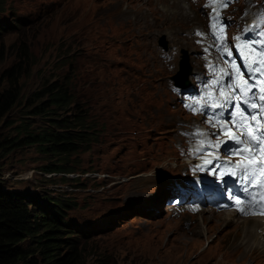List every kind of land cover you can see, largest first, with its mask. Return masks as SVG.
<instances>
[{"label": "rangeland", "instance_id": "374dc122", "mask_svg": "<svg viewBox=\"0 0 264 264\" xmlns=\"http://www.w3.org/2000/svg\"><path fill=\"white\" fill-rule=\"evenodd\" d=\"M184 1L0 0V92L14 75L23 98L0 136L14 135L27 98L55 82L74 94L69 115H83L94 133L89 150L62 162L64 174L47 172L59 157L35 147L3 163L11 189L70 202L66 221L86 232L77 231L81 264H264L262 245L236 246L242 219L210 210L199 242L185 234L200 215H175L169 203L188 178L179 131L199 122L181 108L174 78L184 64L202 70L191 35L207 24L201 6Z\"/></svg>", "mask_w": 264, "mask_h": 264}, {"label": "trees", "instance_id": "16d2710c", "mask_svg": "<svg viewBox=\"0 0 264 264\" xmlns=\"http://www.w3.org/2000/svg\"><path fill=\"white\" fill-rule=\"evenodd\" d=\"M5 27L0 23V34ZM4 54L0 40V61ZM18 82L12 75L9 89L0 92V126L22 104ZM74 102L66 83L47 84L27 98L15 134L0 136V264H81L77 231L83 230L66 221L70 202L54 195L15 191L7 186L3 173L9 153L32 147L45 156L59 157L57 163L44 167L47 172L67 173L62 162L89 150L94 134L83 115H69Z\"/></svg>", "mask_w": 264, "mask_h": 264}, {"label": "snow or ice", "instance_id": "6c2138e0", "mask_svg": "<svg viewBox=\"0 0 264 264\" xmlns=\"http://www.w3.org/2000/svg\"><path fill=\"white\" fill-rule=\"evenodd\" d=\"M232 2L233 0H208L206 5L213 9L209 31L215 43L220 45L217 51L222 56H231L232 53L230 50L224 51L227 45L221 43L222 38L226 39L224 34L226 25L222 22L220 12ZM244 32L248 34L255 32L260 39L248 40L239 36L234 38L241 42L236 47L241 53L244 69L247 71L243 85L237 81L245 75V72L240 70L239 64L232 63L226 81L219 79L211 81L205 85L207 91L204 96L195 99L196 106L185 104V108L193 114H206L205 122L211 127L216 128L219 125V129L211 134L201 129H196L193 133L196 137H215V140L209 138L198 141L193 151L202 163L196 165V169L213 173H216L217 169H220L221 173L225 169H231L229 175L236 182L242 195L239 197L233 195L232 189L229 188V198L235 203L241 201L244 203L238 211L245 216L264 215V179H261L264 177V160L259 164L253 163L257 155L264 150V13H260L257 21L245 28ZM196 35L203 37L205 34L198 31ZM205 51L207 52L208 49ZM213 88L217 90L215 93L212 92ZM202 100L207 101V104L201 105ZM217 108L220 111H216ZM225 112H228L230 119H224ZM237 112L241 114L239 118L236 116ZM233 130L230 138L232 145L225 148L228 159L220 160L218 149L221 143L218 141L226 132ZM245 148L249 151H245ZM201 153L203 155H200ZM234 156H239L241 160L233 163L231 157ZM258 180L259 186L254 187Z\"/></svg>", "mask_w": 264, "mask_h": 264}, {"label": "bare ground", "instance_id": "6f19581e", "mask_svg": "<svg viewBox=\"0 0 264 264\" xmlns=\"http://www.w3.org/2000/svg\"><path fill=\"white\" fill-rule=\"evenodd\" d=\"M176 15H177V13H176ZM177 19H179V18H177ZM204 105H206V104H204ZM203 212L205 214H203ZM206 213L207 212H205V211H201L200 213L195 215V216H197V215H200V216L196 217V219L194 221L190 222V226H193V228H191V230L185 234L186 237L201 242V237L199 238V236H201L202 227H205V225H206L207 219L204 217V215H206ZM223 214H226V217L228 219H232V218L235 219L234 218L235 216L231 212H223ZM208 222H210L209 219H208ZM242 222L244 223V229L246 230V232H245V236H244L243 241L236 244V246L239 248L244 247L247 250H249L250 252H254L255 251V244H257V245H262V249L264 250V220L255 218V219H244V220H242ZM250 223H252V224H250ZM194 228H196V229H194ZM259 228L261 229V233L258 232ZM180 241H181V247L183 245L185 246L186 240L183 237L180 239ZM199 242H195V244H199ZM190 244L192 246L194 243L190 242ZM187 245H188V243H187ZM186 250H188V249H186Z\"/></svg>", "mask_w": 264, "mask_h": 264}, {"label": "water", "instance_id": "95a60500", "mask_svg": "<svg viewBox=\"0 0 264 264\" xmlns=\"http://www.w3.org/2000/svg\"><path fill=\"white\" fill-rule=\"evenodd\" d=\"M177 86H178V87H184V86H186V85H184V84L181 85L180 83H177Z\"/></svg>", "mask_w": 264, "mask_h": 264}]
</instances>
